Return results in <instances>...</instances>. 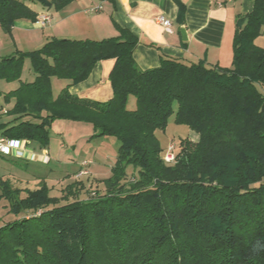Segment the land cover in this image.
<instances>
[{
  "label": "trees",
  "instance_id": "16d2710c",
  "mask_svg": "<svg viewBox=\"0 0 264 264\" xmlns=\"http://www.w3.org/2000/svg\"><path fill=\"white\" fill-rule=\"evenodd\" d=\"M72 2L0 0V26L11 32L18 20L36 22L34 4L59 12ZM185 13L180 4L182 23ZM116 29V37L53 38L0 58V82L16 84L0 90L10 106L0 138L46 148L52 123L69 120L120 143L103 196L49 208L55 201L44 194L22 205L19 191L6 188L32 213L0 229V264H264V47L257 43L264 0L237 17L229 68L161 57L160 66L142 70L134 59L138 39ZM27 60L33 74L23 78ZM108 60L115 62L110 100L68 91ZM52 79L68 82L57 96ZM172 116L199 139L181 141L168 164L156 134Z\"/></svg>",
  "mask_w": 264,
  "mask_h": 264
},
{
  "label": "crops",
  "instance_id": "0c3cea01",
  "mask_svg": "<svg viewBox=\"0 0 264 264\" xmlns=\"http://www.w3.org/2000/svg\"><path fill=\"white\" fill-rule=\"evenodd\" d=\"M254 3L255 0H74L59 12L44 8L36 11L33 5L38 17H51L50 24L42 27L38 21L22 19L14 23L11 32L0 26V56L38 50L53 38L100 41L116 37L117 25L138 39L134 59L142 70L160 66L161 57L229 68L237 17L252 12ZM180 4L186 7L183 23L179 20ZM158 16L171 21V32L156 22ZM114 63L108 60L96 64L85 81L68 91L95 102L110 100L113 89L109 76ZM59 81L52 79L53 86L61 83L65 88L68 82Z\"/></svg>",
  "mask_w": 264,
  "mask_h": 264
},
{
  "label": "rangeland",
  "instance_id": "374dc122",
  "mask_svg": "<svg viewBox=\"0 0 264 264\" xmlns=\"http://www.w3.org/2000/svg\"><path fill=\"white\" fill-rule=\"evenodd\" d=\"M34 5L36 11L42 9L41 5ZM258 43L264 47V36L259 39ZM29 74L33 73L30 62L27 60L23 78H27ZM15 87L16 84L0 82L2 92ZM61 90V83L60 85L54 83L53 94L57 96ZM130 100L128 108L135 109L136 100L133 97ZM0 106H2L1 123L10 119L6 115L10 106H5L1 101ZM174 108L176 109V106ZM174 120L172 116L165 132L158 131L156 134L164 152L169 146L174 145V152L177 153L181 141L196 143L199 139V136L187 126L177 125ZM49 135L50 141L46 148H42L37 142L18 140L26 143L20 156L0 154V229L32 213L31 209L26 211L22 205L33 202L35 195L44 194L49 200L57 203L56 205H54L55 202L53 205L49 204V208L67 205L74 199L86 201L105 195L102 181L111 175V168L118 156L119 141L113 136L95 137L92 126L69 120L54 121L49 129ZM26 152L32 156L27 155ZM85 170L88 171V175L80 177L81 172ZM133 170L131 166L127 168L129 176ZM78 181L82 183L77 184ZM71 185L76 187L70 195L67 189ZM7 187L10 190L19 191L15 201L20 202L21 206H17L15 201L7 197ZM82 187L84 188L81 189Z\"/></svg>",
  "mask_w": 264,
  "mask_h": 264
},
{
  "label": "built area",
  "instance_id": "2783aa9c",
  "mask_svg": "<svg viewBox=\"0 0 264 264\" xmlns=\"http://www.w3.org/2000/svg\"><path fill=\"white\" fill-rule=\"evenodd\" d=\"M156 22L161 25L166 31L171 32L172 23L169 19L164 16L156 17ZM38 23L42 27H46L51 22V17L47 14L41 15L37 19ZM25 141H18V140H7L5 138L0 139V154L7 155V156H20V152H23L25 148ZM27 154V152H26ZM27 155H30L29 153ZM164 161L168 164H171L175 161V152H174V145L168 147V150L165 153ZM89 164V163H88ZM87 166V164H86ZM80 177L82 175H88V171L81 172Z\"/></svg>",
  "mask_w": 264,
  "mask_h": 264
}]
</instances>
